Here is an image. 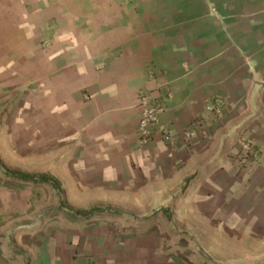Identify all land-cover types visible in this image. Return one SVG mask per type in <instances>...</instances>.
Segmentation results:
<instances>
[{
    "label": "crops",
    "instance_id": "crops-1",
    "mask_svg": "<svg viewBox=\"0 0 264 264\" xmlns=\"http://www.w3.org/2000/svg\"><path fill=\"white\" fill-rule=\"evenodd\" d=\"M42 162L168 221L45 215ZM216 262L264 264V0H0V264Z\"/></svg>",
    "mask_w": 264,
    "mask_h": 264
},
{
    "label": "rangeland",
    "instance_id": "rangeland-1",
    "mask_svg": "<svg viewBox=\"0 0 264 264\" xmlns=\"http://www.w3.org/2000/svg\"><path fill=\"white\" fill-rule=\"evenodd\" d=\"M66 171L67 169L64 167H50L46 162H42L39 166H14L10 169V174L27 181L34 187L45 215L58 213L61 208L68 207L71 208L73 215L77 213L75 210H78L80 218L115 224L119 228L131 225L130 227L136 228L137 231H139L141 224H147L146 222L149 221H151L150 223L168 221L166 217L169 215L162 216L159 212L139 213L134 207L126 208L119 204H113L110 200L93 199L86 203V206L76 208L75 205L78 201H71L66 198L64 192L66 183L60 179L65 177ZM194 250L198 253L200 249L196 247ZM211 257L213 260L216 259L213 255ZM216 263L222 264L220 262Z\"/></svg>",
    "mask_w": 264,
    "mask_h": 264
},
{
    "label": "built area",
    "instance_id": "built-area-1",
    "mask_svg": "<svg viewBox=\"0 0 264 264\" xmlns=\"http://www.w3.org/2000/svg\"><path fill=\"white\" fill-rule=\"evenodd\" d=\"M160 111H161V108L159 106H153L151 108L145 109L142 112V114L140 116V124L143 127V131L146 129L145 126L147 124L152 125V131H154L156 128L159 129L158 114ZM147 133H148V130H147Z\"/></svg>",
    "mask_w": 264,
    "mask_h": 264
}]
</instances>
